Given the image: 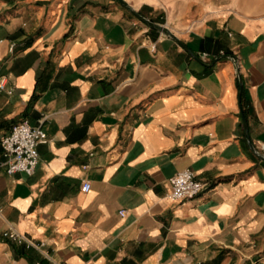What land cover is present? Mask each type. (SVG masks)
I'll return each instance as SVG.
<instances>
[{
	"label": "crops",
	"instance_id": "0c3cea01",
	"mask_svg": "<svg viewBox=\"0 0 264 264\" xmlns=\"http://www.w3.org/2000/svg\"><path fill=\"white\" fill-rule=\"evenodd\" d=\"M123 1L180 43L120 0H0V264H264V0ZM187 169L209 187L173 202Z\"/></svg>",
	"mask_w": 264,
	"mask_h": 264
},
{
	"label": "built area",
	"instance_id": "2783aa9c",
	"mask_svg": "<svg viewBox=\"0 0 264 264\" xmlns=\"http://www.w3.org/2000/svg\"><path fill=\"white\" fill-rule=\"evenodd\" d=\"M204 61L210 58L208 54H201ZM236 63V60L233 59ZM0 90H5V83L0 82ZM11 93V92H10ZM48 143V136L42 126H31L28 121H23L13 126L10 134L2 138L1 146L4 156V166L8 174L17 173L32 176L39 164L40 155L38 147ZM171 190L168 199L173 202L191 200L196 198L209 186L196 179V174L192 170H183L170 179ZM91 185L86 182L83 187L84 192H89ZM125 212H120L124 216ZM4 237L18 245L26 248L40 250L45 244L36 243L16 233H5Z\"/></svg>",
	"mask_w": 264,
	"mask_h": 264
},
{
	"label": "water",
	"instance_id": "95a60500",
	"mask_svg": "<svg viewBox=\"0 0 264 264\" xmlns=\"http://www.w3.org/2000/svg\"><path fill=\"white\" fill-rule=\"evenodd\" d=\"M120 2L124 6H126L128 8V10L132 14H134V16H136L140 21H142L143 23H145L147 26H149L151 28H154L156 30L162 31L164 34L170 36L171 38H173L174 40H176L177 42L180 43V41L178 40V38L174 34H172V32L166 26L158 25V24H155V23L147 20L146 18H144L143 16H141L139 13H137L132 7H130L125 1L120 0ZM243 125H244L245 130L247 131V123H246L245 118H243ZM250 145L254 149L252 143H250Z\"/></svg>",
	"mask_w": 264,
	"mask_h": 264
}]
</instances>
